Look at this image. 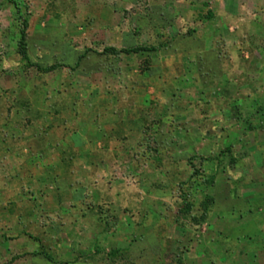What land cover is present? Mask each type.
<instances>
[{
	"label": "rangeland",
	"instance_id": "1",
	"mask_svg": "<svg viewBox=\"0 0 264 264\" xmlns=\"http://www.w3.org/2000/svg\"><path fill=\"white\" fill-rule=\"evenodd\" d=\"M0 264H264V0H0Z\"/></svg>",
	"mask_w": 264,
	"mask_h": 264
},
{
	"label": "trees",
	"instance_id": "2",
	"mask_svg": "<svg viewBox=\"0 0 264 264\" xmlns=\"http://www.w3.org/2000/svg\"><path fill=\"white\" fill-rule=\"evenodd\" d=\"M26 22H23V29L21 30L20 32V38H19V41H18V47H19V53L22 57L23 60H25L26 62H29V59H28V56H27V48H26V36H25V33H26ZM105 51H111L113 53L115 52H119V53H126V54H129V53H138V52H141V51H145V49H141V48H132V49H121L119 51H115L114 48H110V49H105ZM58 65H52V66H49L47 67L45 70L46 71H51V70H54L55 68H57ZM48 260H50L49 257H46Z\"/></svg>",
	"mask_w": 264,
	"mask_h": 264
}]
</instances>
